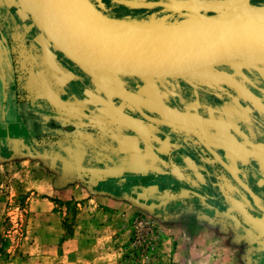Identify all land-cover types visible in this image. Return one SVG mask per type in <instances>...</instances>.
<instances>
[{"label": "crops", "instance_id": "crops-1", "mask_svg": "<svg viewBox=\"0 0 264 264\" xmlns=\"http://www.w3.org/2000/svg\"><path fill=\"white\" fill-rule=\"evenodd\" d=\"M107 1L94 0L108 6ZM165 82L142 81L134 89L144 99L146 108L154 104L151 94L156 96L162 103L156 102L158 109L163 113L172 111L170 115L176 122L174 125L179 124L178 128L153 127L138 115L119 109L116 101L112 105L99 96L103 88L59 51L21 0H0V154L6 157L27 152L38 155L41 151L37 144L44 145L45 152L52 154L49 164L69 172L68 178L61 182H80V172L84 170V175L86 172L92 176V185L100 184L93 191L104 198L168 201L165 213L185 215L191 229L196 224L203 225L199 234L208 233V228L224 231L228 227L229 233L246 239V242L238 239L240 244L236 247L244 245L251 255L255 251L259 264H264V211L249 203L246 192L230 179H221L220 172L217 175L207 150L193 131L190 130L194 135L186 130L190 126L198 134L204 133L192 103L186 98L178 101L168 92L170 88L174 94L177 88L181 89L180 84L171 82L172 87L164 85L165 88L160 87L161 92L153 93L158 83ZM120 104L127 106L123 101ZM210 119H216L214 108ZM207 135L217 141L222 137L246 141L248 136L230 129L217 134L209 131ZM219 154L229 157L222 149ZM207 162L216 173L210 171ZM232 164L243 178L247 177L260 203L264 204V159L258 167L262 169L261 174L257 171L248 174L241 161ZM97 175L98 183L94 179ZM36 200L39 201L31 202V210L48 217L52 223L45 226L56 236L52 241L41 237L31 241L30 247H35L36 255L27 262L46 264L50 259L47 253L58 252L60 223L54 208L47 205L46 209L39 206L36 209L35 204L46 199ZM70 241L64 240L63 247L72 248Z\"/></svg>", "mask_w": 264, "mask_h": 264}, {"label": "rangeland", "instance_id": "rangeland-1", "mask_svg": "<svg viewBox=\"0 0 264 264\" xmlns=\"http://www.w3.org/2000/svg\"><path fill=\"white\" fill-rule=\"evenodd\" d=\"M97 8L99 9V7ZM103 10L105 12L101 11L107 15L132 21V19L119 17L109 8ZM236 62L239 63L237 70L240 69L241 73H244L249 79L255 80L264 89V65L262 64L227 60L190 72L205 76L210 75V72L218 73L217 76L220 79L226 72L231 73V68ZM215 70L222 71L219 73L214 72ZM101 75L108 85L101 83L89 74L92 81L109 89V98L102 91L98 92L99 96L101 95L107 100L112 94L117 95L119 99L123 100L124 105H127L125 107L118 104L122 106L120 108L138 115L142 121L153 127L155 125L165 128L167 126L179 127V124L174 125L176 122L170 115L172 111L165 110L163 113L158 109L157 103H162L160 100L157 101L153 94L151 97L154 99L152 101L154 106L149 105L147 108L144 106V99L138 94L137 89H134L136 87H131L128 83L132 76L120 74L107 76L103 73ZM178 75L185 76L183 73L157 78L156 80L166 82L165 84L158 83V88L153 93L161 92V85L168 87L171 84L172 87L171 82L175 83L180 79ZM113 84L125 89L129 95L133 93V96L139 99L132 97L138 107L157 120L146 119L133 105L126 102L127 100L111 86ZM131 88L134 91H130ZM187 91L188 89H183V92ZM112 99L114 100L113 97ZM112 99L110 100L112 101ZM203 102L205 101L201 103ZM206 106L207 109L208 106L211 107L210 105ZM206 108H204L206 111H201L198 114L202 120L208 121L206 128H201L204 133L200 134L199 132L198 134L196 129H192L197 132V136L199 135L207 145L213 148L217 156L234 171L236 176L248 184L246 179L241 176L240 171L236 169V165L232 164L236 161H241L245 166L249 164L250 157H248L249 150L245 145L246 141L241 139L234 141L229 138V140H225L223 137L217 141L207 137L209 131L217 134L219 131L227 132L229 129L234 133L244 132L247 134L243 127V121L235 129L230 119L227 116H222L216 126L215 123L211 124L210 112L212 110ZM163 114H167V116H163ZM216 119L218 120L217 116ZM231 126L232 128H230ZM190 128L189 126V129L186 128V130L190 131ZM194 137L199 141L196 136ZM37 146L38 151H41L38 152V155L27 152L23 155L6 157L0 154V264H29L28 259L36 255L35 247H30L31 241H35L37 237L48 241L55 239V232L53 234L51 228H46L49 226L47 224L52 223L48 217L37 215L36 210H31V202L37 203L39 200L36 199L38 198L46 200L45 202L40 201L38 205L35 204L36 209L37 206L46 209L47 205L54 208L60 223L58 252L55 254L48 252L47 255L50 256V259L46 264H259V258L255 255V251L251 255L249 248L244 245L236 247L238 239L246 242V239L240 237L241 235L229 233L228 227H224V231L220 228H208V233L203 231L199 234L200 227L203 225L196 224L191 229L185 215L172 216L165 213L168 201L137 200L133 197L134 201H131V199L126 200L119 196H117L119 198L112 199L104 198L96 192L100 184L92 185L90 183L92 176L86 175V172L84 175V170L80 172V182L77 180L61 182V179L68 178L69 172L64 168L50 165L52 154L45 152L44 145L37 144ZM205 149L213 159V164L218 171L217 175L221 173V179H230L237 187L245 191L242 184L227 171L209 149L206 147ZM221 149L226 151L229 157L220 155ZM49 154L50 157H47ZM55 154L60 156L58 152ZM207 163L210 171L216 173L212 164ZM261 165L259 163L258 167ZM94 169L92 170L94 171ZM259 169L262 171L261 168ZM56 179L59 180L56 182ZM94 179L98 183V175ZM248 201L251 200L248 199ZM261 206L264 207V205ZM42 228L44 231L41 230ZM68 239L71 240L72 248L68 246L66 249L63 247V242Z\"/></svg>", "mask_w": 264, "mask_h": 264}, {"label": "water", "instance_id": "water-1", "mask_svg": "<svg viewBox=\"0 0 264 264\" xmlns=\"http://www.w3.org/2000/svg\"><path fill=\"white\" fill-rule=\"evenodd\" d=\"M25 8L35 20L41 31L53 42L63 55L72 60L93 78L108 85L101 73L120 74L136 77L166 76L183 74L201 67L238 60L246 63H260L264 53V5L237 7L243 0H188L179 8L186 11L183 20L196 24L200 20L211 23L222 33L201 49L172 58L145 57L142 49L143 34L135 35L108 30L92 18H85L82 13L71 10L68 0H21ZM131 8L150 6L144 2L133 0H116ZM177 6L176 3L170 5ZM93 10L103 13L93 3ZM212 14H209V13ZM135 26V25H134ZM136 27V26H135ZM150 34L164 36L176 32L175 29L156 26L140 27ZM139 30V31H143ZM178 34H185L179 32ZM146 119L155 121L141 110L135 100L125 89L111 85ZM123 97V96H122ZM189 129V128H188ZM194 133V129L190 128ZM197 133V132H196ZM212 155L227 171L250 193L253 203L261 206L249 186L235 175L234 171L221 160L213 148L197 136Z\"/></svg>", "mask_w": 264, "mask_h": 264}, {"label": "flooded vegetation", "instance_id": "flooded-vegetation-1", "mask_svg": "<svg viewBox=\"0 0 264 264\" xmlns=\"http://www.w3.org/2000/svg\"><path fill=\"white\" fill-rule=\"evenodd\" d=\"M100 10L104 11L103 9L109 8L110 10L114 11L119 17L124 19H132L133 21L139 20H159L164 15L167 14V17L164 21L170 23L172 21H177L183 19V14L186 11L182 8H179L183 3L188 0H133L138 1L139 3L144 2L149 4L150 6H141L136 8H131L123 3L117 1H110L108 0L106 5H101L99 2H94L91 0ZM105 3V2H104ZM176 3L175 7L170 8V5ZM98 4V5H97ZM264 5V0H243L237 7H245V6H260ZM105 12V11H104ZM106 14V13H105ZM209 14H212L211 12ZM110 16V15H109ZM113 17V16H112ZM118 18V17H116ZM132 22V21H131ZM162 23V22H161ZM239 63H235L234 67L231 68V73H227L223 75L220 79H218V73H211L210 75L207 74H194L190 71L183 72L185 76L178 75L180 79L177 80L176 84H180L179 86L181 89L177 88L174 94L171 93L170 96L172 98L177 97L178 101L181 99H187L192 103V107L194 111L198 114L204 111V108L207 106L205 102H208L211 107L208 106L207 110H212L213 108L216 109V116L217 119L211 120V124L215 123L218 126V122L221 121L222 116H227L232 120L233 128L237 129L240 123L243 121V127L248 134L247 140L245 142L246 147L249 150L250 159L248 160L249 164L246 166V170L248 174L256 171L258 174L262 172L258 166L259 163L261 164V160L263 163L264 159V89L258 85L255 80L249 79L244 73H241L240 69L237 70V65ZM264 65V64H263ZM206 67V66H205ZM202 68V67H201ZM199 69V68H198ZM198 69H194L198 71ZM201 70V69H199ZM222 70H215L214 72H221ZM219 75V74H218ZM168 76V75H166ZM165 78L163 76H153V77H136L132 76L131 81H128L131 87H136L140 85L139 82L143 80H156L157 78ZM238 78V79H237ZM161 85V84H159ZM165 88V86H162ZM103 88V89H102ZM102 93L109 98V90L108 88L102 87ZM183 89H188L187 92H183ZM122 96V95H121ZM129 96L137 99L133 96V93ZM114 98V100L112 99ZM170 97V98H171ZM171 98V99H172ZM112 99V101L110 100ZM107 99L106 101L112 103L116 101L117 107L120 109V102L123 100L119 99L117 95H113ZM139 100V99H137ZM202 101H205L201 103ZM119 102V103H118ZM127 102V101H126ZM120 104V105H118ZM206 107H205V106ZM125 111H128L127 109ZM200 125L201 128L205 129L207 126L208 121L202 120L200 117ZM209 119V118H208ZM235 120H238L235 122ZM210 124V123H209ZM199 142V141H198ZM201 143V142H200ZM202 144V143H201ZM204 148L206 147L204 144L202 145ZM207 148V147H206ZM206 150V149H205ZM247 182V177L245 178ZM250 187L251 192L256 195L258 202L259 198L255 191L252 189L249 182H247ZM247 196L251 200V204L257 207L253 203V199L250 193L245 190ZM261 204V203H260ZM261 205H264L263 203ZM257 208L264 211V209L260 206Z\"/></svg>", "mask_w": 264, "mask_h": 264}, {"label": "bare ground", "instance_id": "bare-ground-1", "mask_svg": "<svg viewBox=\"0 0 264 264\" xmlns=\"http://www.w3.org/2000/svg\"><path fill=\"white\" fill-rule=\"evenodd\" d=\"M68 2L71 10L84 14L83 16L85 18H92L108 30L135 35L136 38L143 34L142 49L145 50V54L147 55L145 57L158 56L162 58H172L186 55L201 49L222 33L221 29L213 27L211 23L205 20H200L196 24H190L183 19L167 23V21H164L167 17V14H165V17L156 21L138 19L136 22L133 20L131 22V20H121L105 13L95 12L91 0H68ZM148 26H156L160 29H175L176 32L159 36L150 34L146 30L138 29L140 27L145 28ZM179 32H184L185 34H178ZM260 58V61L263 62L258 64L263 65L264 53ZM122 96L131 101L130 97L126 94H122Z\"/></svg>", "mask_w": 264, "mask_h": 264}]
</instances>
